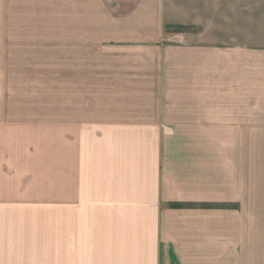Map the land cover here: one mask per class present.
<instances>
[{"label": "crops", "instance_id": "obj_1", "mask_svg": "<svg viewBox=\"0 0 264 264\" xmlns=\"http://www.w3.org/2000/svg\"><path fill=\"white\" fill-rule=\"evenodd\" d=\"M0 264H264V0H0Z\"/></svg>", "mask_w": 264, "mask_h": 264}, {"label": "rangeland", "instance_id": "obj_2", "mask_svg": "<svg viewBox=\"0 0 264 264\" xmlns=\"http://www.w3.org/2000/svg\"><path fill=\"white\" fill-rule=\"evenodd\" d=\"M30 57H36L37 61H41L45 58V56L40 55H22L21 62H27ZM61 58L62 56L60 54L49 55V72L23 70L22 72H20L23 79V85L16 88V93L18 91L21 95H23V98L29 99L30 95H32V97H36L38 99V103L36 104V106H38V110L41 108L49 109V112H54V116L59 117L62 107V104L60 102L62 96ZM45 74H49V78L46 81L48 86L43 85V83H45ZM46 95L49 97L48 103L42 102L45 101ZM26 107H29L28 103L26 104Z\"/></svg>", "mask_w": 264, "mask_h": 264}, {"label": "trees", "instance_id": "obj_3", "mask_svg": "<svg viewBox=\"0 0 264 264\" xmlns=\"http://www.w3.org/2000/svg\"><path fill=\"white\" fill-rule=\"evenodd\" d=\"M190 29V27L189 28H186V27H177V28H175L174 30L175 31H179V32H182L183 30H189ZM176 205V204H175Z\"/></svg>", "mask_w": 264, "mask_h": 264}]
</instances>
